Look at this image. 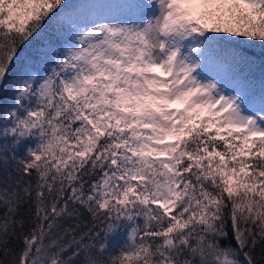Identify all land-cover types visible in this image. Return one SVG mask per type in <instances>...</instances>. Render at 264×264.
I'll return each instance as SVG.
<instances>
[{
    "label": "snow or ice",
    "instance_id": "1",
    "mask_svg": "<svg viewBox=\"0 0 264 264\" xmlns=\"http://www.w3.org/2000/svg\"><path fill=\"white\" fill-rule=\"evenodd\" d=\"M0 264H264V0H0Z\"/></svg>",
    "mask_w": 264,
    "mask_h": 264
}]
</instances>
